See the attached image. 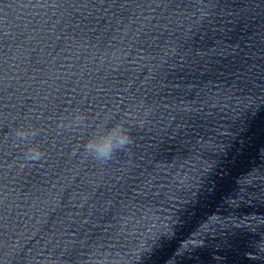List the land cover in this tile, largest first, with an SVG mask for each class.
Instances as JSON below:
<instances>
[{"label": "water", "instance_id": "95a60500", "mask_svg": "<svg viewBox=\"0 0 264 264\" xmlns=\"http://www.w3.org/2000/svg\"><path fill=\"white\" fill-rule=\"evenodd\" d=\"M0 264H264V0H0Z\"/></svg>", "mask_w": 264, "mask_h": 264}, {"label": "clouds", "instance_id": "9594fccd", "mask_svg": "<svg viewBox=\"0 0 264 264\" xmlns=\"http://www.w3.org/2000/svg\"><path fill=\"white\" fill-rule=\"evenodd\" d=\"M85 121L86 117L80 114L79 109H77L76 113L68 118L67 124L62 120L58 124V128L77 129L85 126ZM36 134V131L32 128L19 127L15 130V136L21 142L29 141V138L34 137ZM131 143L132 140L128 131L121 124H116L97 131L83 147L84 151L94 159L106 162L112 158L117 150H124ZM42 156L43 153L39 147L32 145L26 148L23 159L27 163H34L39 161ZM24 166H26L25 163L20 165V167Z\"/></svg>", "mask_w": 264, "mask_h": 264}]
</instances>
